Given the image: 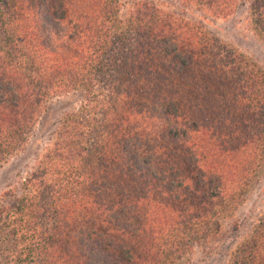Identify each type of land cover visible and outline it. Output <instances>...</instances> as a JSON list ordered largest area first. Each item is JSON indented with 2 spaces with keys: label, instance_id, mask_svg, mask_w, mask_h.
<instances>
[{
  "label": "trees",
  "instance_id": "1",
  "mask_svg": "<svg viewBox=\"0 0 264 264\" xmlns=\"http://www.w3.org/2000/svg\"><path fill=\"white\" fill-rule=\"evenodd\" d=\"M167 1L0 0V167L79 96L0 193V264H183L264 170V70L183 15L264 43V0ZM223 264H264V213Z\"/></svg>",
  "mask_w": 264,
  "mask_h": 264
},
{
  "label": "rangeland",
  "instance_id": "2",
  "mask_svg": "<svg viewBox=\"0 0 264 264\" xmlns=\"http://www.w3.org/2000/svg\"><path fill=\"white\" fill-rule=\"evenodd\" d=\"M135 1L121 0L125 9H128ZM165 2L163 5L165 8L177 12L173 4L168 3L167 0ZM183 15L198 23L204 30L218 38L229 48L245 55L264 70V43L256 38L248 28L243 7H239L227 19L202 17L195 10ZM78 104L79 96L74 93L56 97L44 105L26 146L0 167V193L13 180L22 176L33 166L35 160L50 144L52 132L60 117L75 110ZM263 213L264 170L261 171L252 184L244 201L234 214L230 218L219 222L217 235L210 237L206 244L195 246L189 259L184 261L183 264H223L229 250L248 233L251 225Z\"/></svg>",
  "mask_w": 264,
  "mask_h": 264
}]
</instances>
